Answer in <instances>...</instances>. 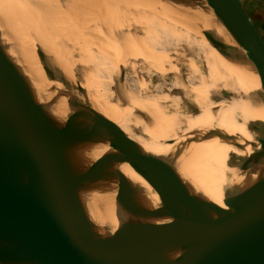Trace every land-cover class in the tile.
<instances>
[{"label": "water", "instance_id": "obj_1", "mask_svg": "<svg viewBox=\"0 0 264 264\" xmlns=\"http://www.w3.org/2000/svg\"><path fill=\"white\" fill-rule=\"evenodd\" d=\"M168 1L198 18L192 2ZM199 1L224 37L206 29L209 40L257 77L264 94V42L242 3ZM217 89L226 100L212 108L236 104L234 93ZM58 118L69 137L50 129L0 71V264H264L262 120H252L250 137L222 132L178 140L172 163L135 142L96 136L74 111ZM81 141H103L136 160L130 163L137 171L154 170L147 175L152 189L105 171ZM210 141L229 147L220 203L180 167ZM232 175L241 181L229 184ZM65 176L94 194L65 188ZM101 200L114 220L103 218Z\"/></svg>", "mask_w": 264, "mask_h": 264}, {"label": "rangeland", "instance_id": "obj_2", "mask_svg": "<svg viewBox=\"0 0 264 264\" xmlns=\"http://www.w3.org/2000/svg\"><path fill=\"white\" fill-rule=\"evenodd\" d=\"M185 1L199 6L198 18L168 0H0V71L63 136L69 137L58 117L74 111L96 136L186 143L197 134L184 130L187 120L179 119L225 101L217 88L246 98L233 77H244L245 66L205 34L208 29L223 42L221 27L199 0ZM245 72L253 76L246 67ZM57 106L64 115L56 114ZM224 110L209 111L211 126H219L216 133L249 130L250 121L220 124ZM81 142L87 148L108 145Z\"/></svg>", "mask_w": 264, "mask_h": 264}, {"label": "bare ground", "instance_id": "obj_3", "mask_svg": "<svg viewBox=\"0 0 264 264\" xmlns=\"http://www.w3.org/2000/svg\"><path fill=\"white\" fill-rule=\"evenodd\" d=\"M197 6L198 5L196 6L193 5L194 8H197ZM210 20L211 22H213L211 17ZM214 25L218 27L216 23H214ZM230 58L234 66L236 68H240L236 65L234 59H232V57ZM207 61L208 63H210L212 60L207 59ZM241 69L244 73V77H241L238 74L234 75L233 77L236 82L237 88L240 90L241 96L246 98V100L240 99L241 100L240 101L239 99H236V104H231L230 107H227L220 116L219 119L220 124L230 123V122H239V123L245 122L248 124V122L246 121L252 122L253 119L262 120L264 122V94L260 88L259 80L254 75L253 77L250 74L246 73L245 67L241 66ZM239 84L241 85L242 89L239 88ZM235 109H239L241 111V114L236 117H231L230 114ZM54 110L56 111V114L64 115L61 114L60 106L59 107L57 106L56 108H54ZM209 111H210L209 109H203L195 115L185 116L179 119L180 120L179 123L182 124L184 121L187 120L183 125L184 130L190 129L192 131L193 129L197 134V137L205 136L209 134H215L216 133L215 129L209 130L210 129L209 127L211 126L209 118H211L212 115V113L209 114ZM224 128L226 129L227 127L224 126ZM227 130L229 129L227 128ZM240 135L246 137L253 136L250 130L241 132ZM139 145H142L143 147L149 149L150 151H153L157 155H161L160 159L164 161H168L174 158L178 154V152L176 151L177 144L165 145V144H149L142 142V144ZM195 148L196 149L193 155L194 157L193 162L189 161L190 162L189 165L188 162L185 163L184 161L180 165V167L186 170V172H188V174L201 186V188L210 198L220 203L222 201V186L224 184V181L226 180V175L224 174V171L226 166L225 160L227 157L229 147L227 145L214 144L213 142H204L203 144H200ZM86 149L91 157H93L94 159L95 158L101 159V161L104 164L105 171L107 170L114 177H119L120 179H123L126 183L131 185L132 187H136L144 192H147L152 189L151 186L152 184L147 178V175H149L154 170L148 173H142L137 171L130 163V162H135L136 160H131L120 150L114 149L109 145H96ZM97 153H103V155ZM182 155L183 154H181L180 156ZM170 161L172 162V160ZM64 179H65V188L69 189L70 191H74L76 193L94 194L93 192L88 190V187L86 185L70 180L66 176ZM240 181H241V177L239 178V176L237 177L236 175H232L228 178V183L231 185L236 184ZM96 196L103 199L110 198L108 194H104V193H100ZM99 203L105 205L106 208V211L104 210L103 213H101L103 218L114 220L115 217L113 210L110 211V207L107 209L108 204H105L106 201L101 200Z\"/></svg>", "mask_w": 264, "mask_h": 264}, {"label": "crops", "instance_id": "obj_4", "mask_svg": "<svg viewBox=\"0 0 264 264\" xmlns=\"http://www.w3.org/2000/svg\"><path fill=\"white\" fill-rule=\"evenodd\" d=\"M264 42V0H239Z\"/></svg>", "mask_w": 264, "mask_h": 264}]
</instances>
